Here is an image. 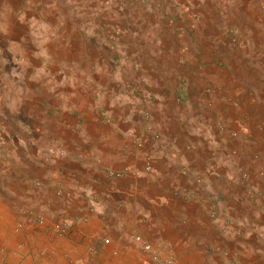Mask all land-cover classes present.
I'll return each instance as SVG.
<instances>
[{
	"label": "crops",
	"instance_id": "crops-1",
	"mask_svg": "<svg viewBox=\"0 0 264 264\" xmlns=\"http://www.w3.org/2000/svg\"><path fill=\"white\" fill-rule=\"evenodd\" d=\"M115 4L0 0V264H264V39Z\"/></svg>",
	"mask_w": 264,
	"mask_h": 264
},
{
	"label": "rangeland",
	"instance_id": "rangeland-1",
	"mask_svg": "<svg viewBox=\"0 0 264 264\" xmlns=\"http://www.w3.org/2000/svg\"><path fill=\"white\" fill-rule=\"evenodd\" d=\"M125 6L127 12L142 14L150 12H176L177 9L193 7L217 12V24L227 30L229 45L240 43L245 36L264 39V0H112ZM205 5V6H204ZM114 6V5H113ZM157 10V11H156ZM217 10V11H216ZM216 14V13H215ZM215 22V21H214ZM230 28V29H229ZM263 173V172H262Z\"/></svg>",
	"mask_w": 264,
	"mask_h": 264
},
{
	"label": "built area",
	"instance_id": "built-area-1",
	"mask_svg": "<svg viewBox=\"0 0 264 264\" xmlns=\"http://www.w3.org/2000/svg\"><path fill=\"white\" fill-rule=\"evenodd\" d=\"M108 121V119H107ZM137 147L141 148L142 147V142H137ZM151 157H146L144 161V166L147 171L151 170ZM129 174L128 168H123L119 170H108L107 175L110 177H116V178H121ZM259 175H263L262 172L258 173ZM243 178L245 180H249L250 176L247 173L243 174ZM196 182L199 183L200 179H196ZM34 220H36L37 223L43 224L44 219L43 216L41 215H36ZM68 227V222L66 219H62L61 222L55 225V228L58 232H64ZM133 240L139 243V246L142 250L147 255L146 263L145 264H174V256L172 254L164 252L161 248H156L153 244L150 242L144 240L140 234H136L133 237ZM102 244H109L110 240L108 238H103L102 239Z\"/></svg>",
	"mask_w": 264,
	"mask_h": 264
}]
</instances>
